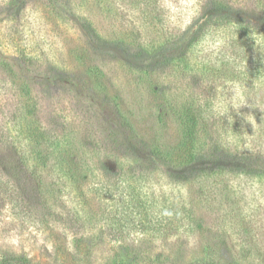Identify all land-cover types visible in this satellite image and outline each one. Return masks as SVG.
Masks as SVG:
<instances>
[{
	"label": "rangeland",
	"instance_id": "obj_1",
	"mask_svg": "<svg viewBox=\"0 0 264 264\" xmlns=\"http://www.w3.org/2000/svg\"><path fill=\"white\" fill-rule=\"evenodd\" d=\"M150 1L0 0V155L15 149L21 162L29 156L30 168L39 165L38 149L18 128L45 130L59 144L40 150L62 158L57 167L89 188L98 214L113 215L118 199L135 195L155 214L154 201L165 195L188 203L204 226H220L240 253L249 249L245 263L264 264V37L219 24L221 11L199 12L198 4L184 0H156V11ZM229 2L241 9L245 0ZM208 15L211 21L202 25ZM188 105L202 117L201 157L178 169L151 151L180 141ZM26 106L33 114L26 115ZM28 159L21 176L27 191ZM53 163L46 169H56ZM198 167L214 199L200 194L193 178ZM41 201L33 204L28 193L24 199L0 194V261L154 264L156 251L180 249L159 264H187L201 249L196 236L184 242L189 249L173 238L170 248L152 240L147 252L129 251L107 229L85 232L86 242L74 249L80 233L70 204ZM62 217L69 227L67 254L55 252L53 242ZM132 230L124 232L133 236Z\"/></svg>",
	"mask_w": 264,
	"mask_h": 264
},
{
	"label": "trees",
	"instance_id": "obj_2",
	"mask_svg": "<svg viewBox=\"0 0 264 264\" xmlns=\"http://www.w3.org/2000/svg\"><path fill=\"white\" fill-rule=\"evenodd\" d=\"M184 1L192 2V5L198 4L196 9H199V12L221 11L223 15L221 14L216 18L221 25L235 24L242 28L244 30L243 33L248 37L253 35L264 37V0H245L241 9L228 5L230 3L229 0ZM151 4L158 11V1H150L148 5ZM240 13L242 14L241 17L233 15ZM159 20H165V16H160ZM210 21L211 16L208 15L202 21V25ZM20 54L28 63L27 54L24 51H21ZM6 68L10 74L15 73V69L11 65L7 64ZM25 88V94L28 95V86L25 85ZM29 112L33 114L34 111L28 110V106H26V115ZM21 117L22 115L19 113L20 120L17 123L19 127L22 126ZM201 118L200 112L195 106H184L180 119V141L171 146H153L151 156L165 160L178 169L198 164L200 161L199 157H201V147L199 145ZM18 129V132L23 134L22 138L28 139L29 136L30 140L34 143L33 147L38 149L35 156L37 161H39V165H32V168H30L29 156L23 159L24 162H21L19 151L15 149V154L10 155L8 153L5 156L1 154L0 194L9 199H18V197L24 199L25 193H28V199H32L33 204H37L39 200H42V204H46V199H63L61 201L62 206L63 203L70 204L67 211L71 213V221L74 219L75 224L73 226L80 233L78 236L73 237L74 249H78L86 242L85 232L95 231V229H97V234L104 233V229L113 231L117 235L116 240L123 239L126 250L137 252H147V248L144 246L151 243L152 240H159L162 245L166 244L170 248L169 244L172 243L173 238L174 241L177 240L179 242V248L183 249L186 247L189 249L188 246H185L184 242L190 239L193 240V238L198 236L200 239L199 248H201L199 255L192 261L189 260L187 264H253L252 261H249V263H245L247 260L243 261L251 255L249 249H244L243 253H240L220 226H204L202 219L195 214L194 208L189 207L188 203L169 200V197L165 195H161V199L155 200L156 202L154 201L155 209H157L155 214L151 213L148 209V207H151V204L148 203V206H145V203L137 195L130 198L129 202H124V199H118L119 202L115 204V210L111 216H109L110 212L106 216L98 214L97 206L99 203L96 199H89V188L81 185L78 179L75 178L76 176L72 174L74 173L73 171L66 169L62 171L61 168L57 167V165H61L62 158L60 157L59 160L54 158L53 160L52 152L40 150L44 144H46L45 146L52 145L54 142L59 144V140L53 139L45 130L39 128L34 131L30 130L28 126ZM5 151L7 150L5 149ZM25 159H28V191L23 185L24 180H21V176L26 174V170L23 167L26 165ZM53 161L52 167H56V169H52L51 171L46 169ZM48 171L52 174L54 173V175L50 177ZM68 175L72 177L70 178ZM193 178L201 183L200 194L203 195V199L213 197L206 191L208 183L205 184V173L202 168H197V172ZM45 179H47L48 185L45 184ZM132 182H135V179ZM149 194L151 195V193ZM48 208L50 209V207ZM94 213L95 215H93ZM51 214L49 213L50 216ZM52 216L55 219V215L52 214ZM100 219L104 220V224L98 227ZM59 220L60 224L57 225L56 230L53 229L54 248L56 249L55 252L61 250L63 254H67L69 251L67 250L68 235L65 234V230L69 227L67 226L66 219L62 217ZM30 221L32 220L28 219V222ZM33 221L36 223L35 225H38L37 221L40 220ZM131 229H133V236L124 232ZM150 235H153V237ZM98 240L99 237L96 236L95 241H93L96 242ZM155 245L157 246V244ZM164 250L160 249L159 252H155L153 256L154 264L163 263L165 257L173 256L174 258V255L182 252L180 249L168 252ZM0 264H9V260L3 259L0 261ZM46 264H49V261H46Z\"/></svg>",
	"mask_w": 264,
	"mask_h": 264
}]
</instances>
